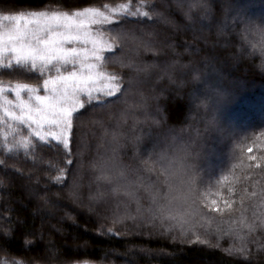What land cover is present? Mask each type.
<instances>
[{
    "label": "trees",
    "instance_id": "obj_1",
    "mask_svg": "<svg viewBox=\"0 0 264 264\" xmlns=\"http://www.w3.org/2000/svg\"><path fill=\"white\" fill-rule=\"evenodd\" d=\"M123 2L126 0H6L0 3V13L40 9L46 5L75 10ZM152 2L160 11L170 13L178 25H156L157 47L169 52L166 45H175V51L183 57L181 62L186 64L190 60L203 73L204 83L192 81L178 67L169 76L163 71V57L154 59L152 52L139 48L134 40L129 39L123 45L117 43L105 53L108 59L103 63L107 71L124 76L128 90L107 98L112 103L95 111L91 119L103 126L86 119L79 129L83 137L82 154L74 157L78 163L69 166L71 172L65 177L66 184L52 183L48 177L57 173L48 170L31 152L26 154L22 148L7 152L3 136L7 128L0 123V160L6 161V166L0 165V261L6 260L9 264L13 259L22 264H246L242 257L230 255L227 249L238 247L242 241L264 243L260 230L250 233L246 227L251 223L260 224L258 218H264V54L261 51L264 34L257 30L264 27V15H255L253 26L249 27V21L240 13L242 8L264 10V0H208V19L197 17L195 24L184 18L177 8V0ZM111 35L115 36V29ZM113 53L125 62H155L159 67L136 73L121 67L120 63H112ZM129 76L135 77L133 82L138 84L135 90L128 83ZM0 79L37 83L34 76L0 73ZM38 91L42 92L39 87ZM22 96L27 99L26 93ZM9 97L14 98V94L10 93ZM157 104L166 117L158 139L168 156L192 154L193 144L194 156L200 154V175L205 183L199 186L197 203H192L191 193L183 199L181 190L177 189L182 181L179 178L177 181L176 174L169 171L168 177L173 185L171 196L175 197L172 207L181 210L173 211L191 230V242L187 236L173 239L167 234L148 235L147 231L134 228L130 218L142 217L136 211V200L126 195L125 186L127 191L140 189L137 196L142 198L146 194L139 181L148 184L157 179L156 172H148L140 164V159L146 157L133 158L130 137L148 129L151 120L146 118L154 114ZM224 117H228L226 123ZM9 122L22 135L29 134L25 125ZM214 129H222L219 133L224 137L227 134L226 137L218 139ZM18 139L16 133H8L9 144H15ZM218 140L222 142L217 143ZM178 146L183 153L171 152V148ZM226 151L229 153L218 168L212 173L204 170L208 158L213 155L221 158ZM37 154L45 160L54 158L47 150L38 149ZM252 156L257 159H249ZM113 163L117 165L116 171L127 172L128 167L140 171L131 173L126 178L128 182L122 181L119 171H110ZM105 176L110 177L111 185ZM110 187L120 189L118 197L100 195ZM254 192L256 195H251ZM212 200L217 204L212 205ZM225 201L232 205L230 209ZM148 203L141 199V204ZM89 206L92 211L88 210ZM114 214L118 221L116 230L107 232L108 227H113ZM119 221H124L127 228ZM197 235L210 244L196 243ZM25 241L32 243L26 245ZM217 241L220 246L214 247ZM248 247L257 252L256 243H249ZM251 264H264V252L252 259Z\"/></svg>",
    "mask_w": 264,
    "mask_h": 264
},
{
    "label": "snow or ice",
    "instance_id": "obj_2",
    "mask_svg": "<svg viewBox=\"0 0 264 264\" xmlns=\"http://www.w3.org/2000/svg\"><path fill=\"white\" fill-rule=\"evenodd\" d=\"M0 3H6V0H0ZM177 8L182 11L184 18L190 24H195L197 17L200 20H206L210 15L208 0H193L192 3L177 0ZM141 17L143 19H140ZM158 24L178 27L171 14L160 11L152 0H126L123 3L103 4L99 7L87 6L75 10H62L61 6L46 5L39 10L0 13V73L28 78L34 76L37 81L36 84H32L19 82V80L13 82L0 79V123L6 124L7 128L3 133L5 150L11 152L13 148H22L26 154L31 152L33 157L44 163L48 170L57 173L55 176L48 177L52 183L66 184L65 177L71 172L69 166L74 162L78 163L74 157L82 154L80 144L83 137L79 129L86 119H91L98 108H107L112 103L107 98L117 97V94L126 93L128 90L124 76L107 71L103 63L108 59L104 55L105 50L111 51L117 43L123 45L129 39L134 40L139 48L152 52L154 59L163 57V71L169 76L178 67L192 81L204 83L203 73L190 60L186 64L181 62L183 57L175 51V45L171 43L166 45L169 52H164L157 47L155 37L158 35L156 31ZM248 26L253 25L249 22ZM113 29H115V36L111 35ZM257 30L264 34V27ZM106 34L112 43L105 39ZM261 51L264 54V49ZM117 52H120V49H117ZM111 62L120 63L121 67H127L136 73L159 67L155 62L153 64H146L143 61L137 63L131 60L125 62L116 53H113ZM134 79L135 77L129 76V85ZM41 81L42 84H40ZM38 87L42 90V94L38 91ZM10 93L14 94V98L9 97ZM22 93L27 94V99L22 96ZM146 119L151 120L148 129L141 130L139 135L133 133L130 137L134 150L133 158L146 157L140 159V164L148 172H156L157 179L148 184L139 181L146 194L142 198L137 196L140 189L127 191L125 186L126 195L136 200V211L142 217L140 219L136 216L130 217L133 227L147 231L148 235L167 234L173 239H184L187 236L191 242V230L186 228L185 223L172 207L175 197L171 196L173 185L168 177L170 176L169 167L174 165L158 139L166 122L165 114L159 104L155 106L154 114ZM9 121L25 125L29 134L22 135ZM91 122L101 123L95 119H91ZM153 125L156 127L153 128ZM101 126H103L102 123ZM9 132L19 135L15 144L8 143ZM33 137L38 143H34ZM114 140L119 143L116 137ZM158 148L159 151H157ZM38 149L53 153L54 158L45 160L43 155L37 154ZM115 151L116 149H113V152ZM248 151L251 152L252 149L249 148ZM186 156H188L187 153ZM249 159L257 158L252 156ZM200 162L199 153L188 156L187 163L181 160V168L186 176L193 204L199 199V186L205 183L200 175ZM0 165L6 166V161L0 160ZM157 165L159 168L156 167ZM127 171L136 173L140 169L128 167ZM45 174L47 175V172ZM124 174L122 171L121 175ZM103 178L109 185L112 184L110 177ZM224 179L226 180L227 177ZM231 191L232 189H229V192ZM119 194V188L110 187L100 195L110 198L118 197ZM251 195L255 196L256 193ZM141 199L149 203L143 205ZM243 200L242 195V204ZM101 202H107V200H101ZM211 203L216 205L217 201L212 200ZM225 204L229 209L232 206L228 201H225ZM88 210L93 209L89 206ZM213 211H220V209L213 208ZM258 219H261L260 224L251 223L246 227L250 233L260 230L264 234V218ZM117 222L114 214L113 227H108L106 231H115ZM119 223L127 228L124 221ZM8 235L6 230L5 238ZM195 242L210 244V241L202 240L199 235L196 236ZM31 243L25 241L26 245ZM249 243L257 244L256 253L250 251ZM219 246L217 241L214 247ZM227 251L230 255L242 257L246 264H251L252 259L260 252H264V243L255 240L242 241L238 247L234 245ZM0 264H9V261H0ZM10 264H22V262L13 259Z\"/></svg>",
    "mask_w": 264,
    "mask_h": 264
},
{
    "label": "rangeland",
    "instance_id": "obj_3",
    "mask_svg": "<svg viewBox=\"0 0 264 264\" xmlns=\"http://www.w3.org/2000/svg\"><path fill=\"white\" fill-rule=\"evenodd\" d=\"M40 9H43V8H40ZM29 10H39V9H29ZM260 12V13H259ZM240 13H241V15H243V17L244 18H246V20H248L249 22H251L252 23V18H254V16L256 15H261L262 13V15H264V10H262V11H260L259 10V8H242V9H240ZM237 20H239V18H237V19H235V22L237 21ZM105 39L106 40H108V42L109 43H112V41L108 38V35L106 34V36H105ZM223 46V48H225L224 47V45H222ZM221 46V47H222ZM107 51H109V50H105V52H104V55H105V53L107 52ZM236 51H238V49L236 50ZM239 52V51H238ZM241 54V53H240ZM133 87V89L135 90L136 88H138V84H137V82H133L132 84H131V88ZM41 94H42V92H41ZM26 99V98H25ZM192 118H194V117H192ZM227 118L228 117H224L223 118V121L226 123V120H227ZM213 131V133H215L217 136H218V139L220 138L221 140L223 139V138H225L226 137V135H225V137L222 135V134H220L221 133V131H222V129H220V130H216V129H214V130H212ZM233 131L234 132H236L237 131V129L236 128H234L233 129ZM220 132V133H219ZM182 136H184V134L182 135ZM221 140H218L217 141V143H219V142H222ZM179 145V144H178ZM180 146V145H179ZM173 147V148H171V152H176V153H183V149H181L180 147ZM192 147H193V153L192 154H188V156H194V150H195V145L193 144L192 145ZM229 151V150H228ZM228 151H226L225 153H223V157H221V158H219L218 157V155H213L212 157H210V158H208L207 160H206V164H205V169L204 170H206V171H208L209 173H212L213 172V170L214 169H216V168H218V166L219 165H221V163H222V161H223V159L228 155ZM177 155L175 154L174 155V157H169V159L170 160H172L173 161V167H169V171H171L173 174H176L177 176V181H178V178H179V180H181L182 181V183L180 184V185H178V187H177V189L178 190H181V193L183 194L182 196H183V199H187L188 198V194L190 193L189 191H188V184H187V182L185 181V179H186V176H185V174H184V171L182 170V168H181V160L183 159L184 161H185V163H187V160H188V156H186V155H184V156H182V157H176ZM121 169V168H120ZM117 170V165L115 164V163H113L112 164V166H110V171H112V172H118V171H116ZM121 172L122 171H119V175H120V180H122V181H127L128 182V179H126V178H129L132 174L130 173V172H125L124 171V175L122 176L121 175ZM128 175V176H127ZM182 177H185V178H182ZM182 188H184V189H182ZM175 203V202H174ZM176 204V203H175ZM186 203L183 205V207L185 206L186 207ZM184 207V208H185ZM182 208V207H181ZM173 210H176V211H181L180 210V208H178L177 206L175 207V206H173ZM77 264H89V263H77Z\"/></svg>",
    "mask_w": 264,
    "mask_h": 264
}]
</instances>
